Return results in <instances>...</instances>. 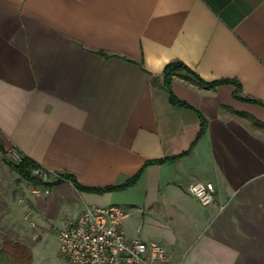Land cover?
I'll return each mask as SVG.
<instances>
[{
	"label": "crops",
	"instance_id": "1",
	"mask_svg": "<svg viewBox=\"0 0 264 264\" xmlns=\"http://www.w3.org/2000/svg\"><path fill=\"white\" fill-rule=\"evenodd\" d=\"M175 61L239 90L175 73L187 106L173 105ZM13 152L95 189L35 186L33 218L55 234L118 205L126 238L168 264H264V0H0V176ZM193 182L213 184V204Z\"/></svg>",
	"mask_w": 264,
	"mask_h": 264
},
{
	"label": "built area",
	"instance_id": "2",
	"mask_svg": "<svg viewBox=\"0 0 264 264\" xmlns=\"http://www.w3.org/2000/svg\"><path fill=\"white\" fill-rule=\"evenodd\" d=\"M12 155L16 162L22 157L17 152ZM33 174L43 180L47 177L41 169L33 170ZM186 190L203 207L214 203L211 182H193ZM128 216L129 212L118 205L85 206L57 231L60 254L68 264H168L160 245L126 238L122 223Z\"/></svg>",
	"mask_w": 264,
	"mask_h": 264
},
{
	"label": "rangeland",
	"instance_id": "3",
	"mask_svg": "<svg viewBox=\"0 0 264 264\" xmlns=\"http://www.w3.org/2000/svg\"><path fill=\"white\" fill-rule=\"evenodd\" d=\"M176 73L189 75L180 70ZM190 76V75H189ZM9 161L16 162L12 153ZM47 176L44 181H49ZM37 189L32 183L23 180L12 169L0 176V236L7 234L30 248L31 264H68L59 252L55 231L49 225L41 227L33 218V197ZM57 227L58 223H51Z\"/></svg>",
	"mask_w": 264,
	"mask_h": 264
},
{
	"label": "trees",
	"instance_id": "4",
	"mask_svg": "<svg viewBox=\"0 0 264 264\" xmlns=\"http://www.w3.org/2000/svg\"><path fill=\"white\" fill-rule=\"evenodd\" d=\"M186 71L187 74L191 76L193 81L201 86L205 87H214L219 84H232L235 86V90H239V85L237 81L230 80V79H220L213 82H205L202 79H200L195 73H193L188 67H186L183 63L179 61L170 62L166 64L162 71V78H163V86L168 94L169 102L176 106H187L183 101H180L176 98V96L173 94L170 83L172 76L177 71ZM242 99V98H241ZM250 102L258 103V101L252 100V99H244ZM204 123L201 122V129L198 134V137L201 135L203 130ZM6 164L14 170L21 179L26 180L30 183H32L35 186H44V187H52L54 185H57L61 183L63 180H70L73 182L74 186L76 188H79L81 190H90L94 191L95 189H87L84 187H81L80 185L76 184L73 177H71L68 174H61L58 175L56 179L52 181H44L40 176L33 174V170L35 169H41L46 176H49L50 174L43 169L40 165L35 163L30 158L22 155L21 159L18 162H8L6 161ZM142 169H140L135 175H133L131 178L126 180L123 184L113 186V187H107L104 189H99V191H110V190H120L124 189L130 185H133L135 181L137 180L140 172ZM97 191V189H96ZM10 237L7 234H3L0 236V264H31L32 263V254L29 247H27L25 244L20 243L16 240H10Z\"/></svg>",
	"mask_w": 264,
	"mask_h": 264
}]
</instances>
